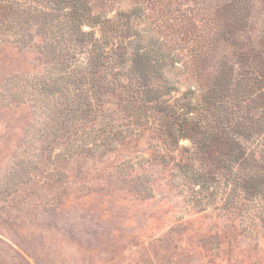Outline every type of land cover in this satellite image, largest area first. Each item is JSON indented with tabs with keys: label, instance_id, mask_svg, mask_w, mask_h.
Here are the masks:
<instances>
[{
	"label": "rangeland",
	"instance_id": "obj_1",
	"mask_svg": "<svg viewBox=\"0 0 264 264\" xmlns=\"http://www.w3.org/2000/svg\"><path fill=\"white\" fill-rule=\"evenodd\" d=\"M72 1L0 0V264H264V0Z\"/></svg>",
	"mask_w": 264,
	"mask_h": 264
},
{
	"label": "trees",
	"instance_id": "obj_2",
	"mask_svg": "<svg viewBox=\"0 0 264 264\" xmlns=\"http://www.w3.org/2000/svg\"><path fill=\"white\" fill-rule=\"evenodd\" d=\"M63 1H65V0H56V4H60ZM75 3H77V1L73 0L72 4H71L72 9H71V14H70V19L68 20L69 21V27H70L69 28L70 30L68 29L69 35L71 33V34H73V36L75 38H77V39L79 38L81 41H83V39L86 38V40L92 41V45L95 47L97 45L98 41L101 40V38L100 39L99 38L98 39L92 38L93 33L91 31L84 32V31L80 30V28H78V25H80L84 21H87V19H89V17L86 16V14L84 12L78 13L77 10L74 9L76 7ZM56 9H58V8H56ZM43 13L45 14V16H52L53 15L51 12L44 11ZM54 26L55 25L53 23H50V26L48 27L49 28L48 31L50 33H52L53 35H55L54 34L55 29H53ZM99 43H100V46H102V44H105V42H103L102 40ZM92 50L94 51V48H92ZM157 55H158V53L154 52L152 50H147V49H144V50L135 49V50H133L131 58L134 61V63L136 64L133 67V69L137 68V65H140L142 67V69H140L139 73L140 74H146L147 66L159 67L161 65V63L159 62V59L156 58ZM152 56L154 57L153 59H151Z\"/></svg>",
	"mask_w": 264,
	"mask_h": 264
}]
</instances>
